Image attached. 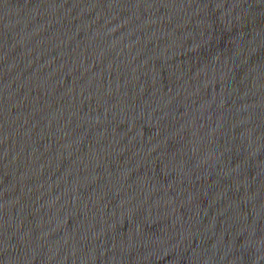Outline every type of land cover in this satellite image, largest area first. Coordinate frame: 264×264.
<instances>
[{"label":"water","instance_id":"95a60500","mask_svg":"<svg viewBox=\"0 0 264 264\" xmlns=\"http://www.w3.org/2000/svg\"><path fill=\"white\" fill-rule=\"evenodd\" d=\"M0 264H264V0H0Z\"/></svg>","mask_w":264,"mask_h":264}]
</instances>
